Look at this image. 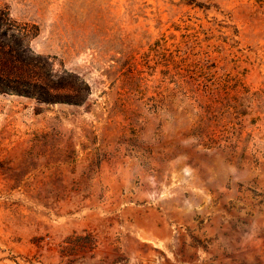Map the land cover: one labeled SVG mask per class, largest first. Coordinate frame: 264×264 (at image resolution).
I'll return each instance as SVG.
<instances>
[{
    "label": "rangeland",
    "instance_id": "374dc122",
    "mask_svg": "<svg viewBox=\"0 0 264 264\" xmlns=\"http://www.w3.org/2000/svg\"><path fill=\"white\" fill-rule=\"evenodd\" d=\"M0 22L5 80L70 83L0 92V264H264V0H0Z\"/></svg>",
    "mask_w": 264,
    "mask_h": 264
},
{
    "label": "trees",
    "instance_id": "16d2710c",
    "mask_svg": "<svg viewBox=\"0 0 264 264\" xmlns=\"http://www.w3.org/2000/svg\"><path fill=\"white\" fill-rule=\"evenodd\" d=\"M2 27V22H0V30ZM24 36H27V34H23ZM23 42V41H22ZM1 43V42H0ZM21 43V42H18ZM18 43L16 44L15 48H11L9 51H7V54L16 58L19 61H27L29 57H23ZM70 83H65L63 80L57 82L56 84H53V86H49L50 84L48 82H31L25 79H4L0 75V92H9V93H18V94H23V95H28V96H36L38 98H41L44 101H51L55 99H60V96H55L51 94V89L52 87L55 90H58L62 87L68 86ZM87 88V87H86ZM66 100H61L65 102H70L73 101L75 104H79L83 102L84 98H73L72 96H66V98H63Z\"/></svg>",
    "mask_w": 264,
    "mask_h": 264
}]
</instances>
